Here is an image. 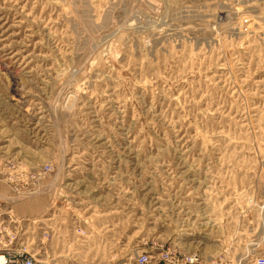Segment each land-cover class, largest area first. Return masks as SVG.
Listing matches in <instances>:
<instances>
[{
	"label": "rangeland",
	"instance_id": "374dc122",
	"mask_svg": "<svg viewBox=\"0 0 264 264\" xmlns=\"http://www.w3.org/2000/svg\"><path fill=\"white\" fill-rule=\"evenodd\" d=\"M4 160L14 243L40 264H252L264 0H0Z\"/></svg>",
	"mask_w": 264,
	"mask_h": 264
},
{
	"label": "built area",
	"instance_id": "2783aa9c",
	"mask_svg": "<svg viewBox=\"0 0 264 264\" xmlns=\"http://www.w3.org/2000/svg\"><path fill=\"white\" fill-rule=\"evenodd\" d=\"M4 173L0 172V182L6 187V160L0 162ZM13 167V165H11ZM44 171L25 172L20 173L19 178L26 182V184L38 183L44 175ZM12 190V187H10ZM27 192H30L28 187H25ZM11 207L6 206V194H0V264H40L42 260L35 257L34 253H30L21 243L15 244V232L9 227V222L12 220ZM7 214V216H6ZM42 233H47V230L42 228ZM151 255L138 254L135 257L136 264H149ZM155 264H206L195 253H179L173 249H160ZM252 264H264V256H257L254 258Z\"/></svg>",
	"mask_w": 264,
	"mask_h": 264
}]
</instances>
